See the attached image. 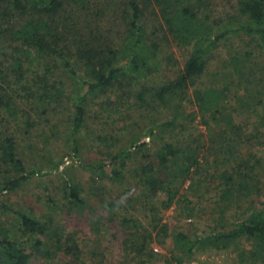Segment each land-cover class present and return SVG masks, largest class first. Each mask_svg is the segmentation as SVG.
<instances>
[{
	"label": "rangeland",
	"instance_id": "374dc122",
	"mask_svg": "<svg viewBox=\"0 0 264 264\" xmlns=\"http://www.w3.org/2000/svg\"><path fill=\"white\" fill-rule=\"evenodd\" d=\"M85 1L92 7L94 2H99L98 8L93 7L98 10L101 6L104 9L110 7L109 2L113 0ZM202 1L210 6L211 17L207 24L214 32L224 29L226 22L238 11L236 6H232L236 0ZM145 10L148 30H159L154 38L161 43V48L158 51V68L144 77L143 82L156 88L178 76L203 36L178 38L168 32L165 15L159 6L153 4ZM3 22L4 18L0 16V24L9 27ZM160 22L165 24L163 28ZM165 31L168 32L167 38L164 37ZM4 40L0 37V66L16 79L17 74H13L14 70L8 66V42ZM204 56L206 71L179 99L181 109L171 104L167 107L158 104L150 92H146L144 101L138 102L135 91L141 89L143 83L140 82L133 90L132 107L121 112L102 111L100 100L91 103L87 125L79 135L80 158L70 156L65 141L72 115L70 97L77 86L61 70H57L56 77H53L58 85L65 86L62 99L53 106L57 107L55 112L52 110V114L44 117L33 108L30 98L22 96H16L14 102L15 109L20 112L16 114L20 117L18 120L12 113L1 112L0 132L16 138L18 151L27 164L45 166L50 161L65 159L59 171L41 180L30 181L1 197L13 208H28L40 217L52 218L53 226L59 231L63 248L49 259L35 255L30 264H178L189 261L198 264H264V250L250 238L219 244L201 242L191 251L179 239L180 234L193 240L207 237L221 224L229 225L244 216L243 208L234 203L227 204V196L222 194L221 188H216L217 183L224 180L219 177L225 171L233 172L239 161L249 160L254 165L260 160L262 166L257 178L264 183V126L259 123L261 115L258 116L263 111V104L260 105L259 101L264 100V53L252 38L232 35L210 46ZM34 63L31 66L29 61L24 63L23 68L28 69L26 79L32 80L38 73L45 72L44 65ZM1 79L0 92L4 94L10 87ZM225 87H228L230 96L224 99L223 114L231 115L237 128L230 132L226 123L216 122L207 130L198 114L199 97L211 89ZM112 97L114 99L113 93L107 92L103 99ZM173 115H176L177 123L163 131V136L184 143L181 144L187 153H192L194 148L196 152L200 150V164L193 165L191 173L180 169L170 176L176 181L178 194L170 207H162V202L167 200L166 193L150 197L145 192L146 188L136 172L140 160L142 162L141 154L134 155L124 176L115 180L100 178L81 166V161L87 163L98 159L109 165V153L126 147L130 139L138 135L144 137L149 127ZM28 119L34 121L30 130L25 126ZM146 139L150 152L155 151L157 141L151 137ZM236 156L239 158L234 161ZM256 172L257 169L249 171V175ZM9 176L0 166V182ZM65 178L72 179L79 186L88 202L85 207L70 206L63 197ZM262 183H259L260 187ZM46 193L56 199V205L45 202ZM256 193L255 190L248 192L246 205L253 200L254 204L260 205L264 196ZM4 223L8 225L10 220L0 215V226ZM70 247L72 249L68 251Z\"/></svg>",
	"mask_w": 264,
	"mask_h": 264
},
{
	"label": "trees",
	"instance_id": "16d2710c",
	"mask_svg": "<svg viewBox=\"0 0 264 264\" xmlns=\"http://www.w3.org/2000/svg\"><path fill=\"white\" fill-rule=\"evenodd\" d=\"M153 4L159 6L165 15L169 33L188 39L203 36L178 76L156 88L143 82L144 77L158 68V51L161 48V43L154 38L158 28L150 32L147 26L145 9ZM99 5V2H94L93 7L98 8ZM109 5L106 9L101 6L95 10L85 0H0V16L4 18L3 23L9 25L0 24V37L8 42L5 44L10 58L8 66L14 70L13 74H17L13 79L12 73L0 66L1 80L11 90V93L9 90L4 94L0 92V114H20L14 105L16 96L30 98L33 108L44 117L52 114V110L55 112L57 107L53 106L59 103L65 91V86L58 85V81L53 79L56 71L61 70L77 86L70 97L72 115L65 139L72 157L80 158L79 135L87 125L91 103L100 100L102 111L121 112L132 107L133 90L140 82L143 83L141 89L135 91L138 102L144 101L146 92H150L158 104L164 107L171 104L181 109L179 99L204 75L207 62L204 55L217 41L232 35L250 37L264 53V0H236L232 6H236L237 14L226 22L224 29L216 32L207 24L211 16L206 1L113 0ZM160 26L163 28L165 24L160 22ZM165 32L164 37L167 38L168 32ZM28 61L30 66L34 62L44 65L45 72L38 73L32 80L26 79L28 69L23 66ZM228 90V87L214 88L200 95L198 114L207 130L216 122L226 123L230 132L237 128L231 115L223 114L224 99L230 96ZM107 92L113 93L114 99H103ZM259 103L263 104V111L258 115H261L259 123L264 126V100ZM18 117L16 115L15 119L18 120ZM33 123L28 119L25 126L30 130ZM176 123L177 117L173 115L152 125L144 137L138 135L130 139L126 147L109 153V165L103 159L87 163L81 161L80 164L100 178L115 180L124 176L132 157L141 154L142 162L140 160L136 172L146 188L145 192L150 197L166 193L167 200L162 202V207L168 208L178 198L176 181L170 176L180 169L191 173L193 165L200 164V150L196 152L194 148L192 153H187L182 146L184 143L163 136V131ZM148 137L157 141L153 152L148 148ZM18 150L16 138L0 132V166L10 175L0 182V215L10 220L8 225L4 223L0 226V264H30L35 255L49 259L63 248L52 218L40 217L28 208H13L1 197L30 181L41 180L59 171L65 159L50 161L45 166L29 165ZM261 166L260 160L252 165L244 159L234 165L233 172L225 171L219 177L224 180L217 183L216 188H221L222 194L227 196V204L234 203L243 208L244 216L229 225L221 224L215 233L207 237L193 240L180 234L179 239L188 250L201 242L219 244L242 237L253 239L259 249L264 250V200L260 201V205L254 204V200L245 204L248 192L252 190L257 192V196H264V183L257 178ZM255 169L258 173L250 176L249 171ZM63 184V197L70 206L83 208L87 205L81 189L72 179L65 178ZM45 195V202L51 206L57 204L51 194Z\"/></svg>",
	"mask_w": 264,
	"mask_h": 264
},
{
	"label": "built area",
	"instance_id": "2783aa9c",
	"mask_svg": "<svg viewBox=\"0 0 264 264\" xmlns=\"http://www.w3.org/2000/svg\"><path fill=\"white\" fill-rule=\"evenodd\" d=\"M178 264H198L196 261H189L185 263H178Z\"/></svg>",
	"mask_w": 264,
	"mask_h": 264
}]
</instances>
